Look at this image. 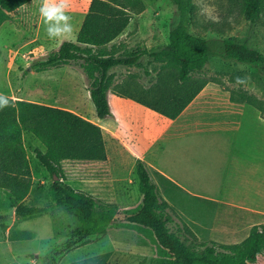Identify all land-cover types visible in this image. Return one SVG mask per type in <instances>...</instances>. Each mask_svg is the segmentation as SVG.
I'll return each instance as SVG.
<instances>
[{"label":"trees","instance_id":"obj_1","mask_svg":"<svg viewBox=\"0 0 264 264\" xmlns=\"http://www.w3.org/2000/svg\"><path fill=\"white\" fill-rule=\"evenodd\" d=\"M32 1L0 0V26L12 13ZM139 1L91 0L75 40L62 42L57 50L35 60L30 68L42 72L81 62L98 119L111 114L107 98L109 90L168 119H175L211 81L201 72L213 55L212 46L208 39L190 31L193 0H170L179 12V21L169 31L168 43L160 50L136 49L116 55L121 45L113 41L129 25L132 12L144 10L143 5H137ZM235 1L251 22L264 16V0ZM221 52L228 60L264 72V55L245 43L226 38L222 41ZM142 55L157 64L151 69L148 64L144 67L145 75L152 77L149 85L137 82L135 75L114 83L115 76L111 70L119 66H141ZM229 91L231 100L255 107L264 119L261 100L241 89ZM4 96L8 97L9 105L0 108V189L10 195L15 215L26 219L44 212L40 207L24 203L33 185L24 143V132L28 131L45 147L44 151L35 149L34 154L53 180L54 206L64 209L80 222L78 227L69 231L63 245L41 257L45 264H60L69 251L118 223L134 225L154 235L159 252L152 257L150 264H261L258 257L264 255L262 225L251 227L249 235L233 245L200 243L194 236L195 241L188 243L171 231V209L159 195L155 180L157 173L142 160H137L134 168L141 194V205L136 212L126 211L116 202L100 200L64 183V161L106 160L102 128L66 109ZM103 263V255H98L68 264Z\"/></svg>","mask_w":264,"mask_h":264},{"label":"rangeland","instance_id":"obj_2","mask_svg":"<svg viewBox=\"0 0 264 264\" xmlns=\"http://www.w3.org/2000/svg\"><path fill=\"white\" fill-rule=\"evenodd\" d=\"M90 2L70 0L69 9L76 10L73 14H81L88 10ZM203 4L214 9L212 15L215 20L201 14ZM137 5H143L144 10L140 13L132 12V25L125 39L127 42L116 50L117 55L136 49L160 50L168 43L169 31L179 21V12L170 0H140ZM40 6L41 0H34L12 13L0 26V92L11 97L31 98L38 104L61 103L62 99L72 104L74 111L92 113L90 116L98 119L91 98H87L88 87L86 89L82 86L79 74L83 72L81 62L69 64V70H74L76 77L73 79V74L68 76L69 73L63 77L67 82L60 95L55 94L50 86L56 78L53 71L36 72L30 68L35 60L54 51V47L62 40L49 39L45 25L42 23L40 27ZM193 6L190 31L208 39L213 51L201 72L202 76L219 80L229 90L247 91L264 105V72L228 60L221 52L222 41L232 38L264 55V16L251 22L235 0H193ZM140 30L144 32L143 35L153 37L155 43L152 46H146ZM72 36L67 41H74ZM148 58L142 55L141 66H119L111 72L121 80L135 75L137 82L148 86L152 77L145 75L144 67L148 64L151 69L157 65ZM246 126L249 130V159L253 161L256 172L263 171L258 167L264 161V119L251 105ZM24 143L33 177L32 188L24 203L40 207L44 212L26 219L18 218L10 195L0 189V264H45L41 257L63 245L69 231L80 224L76 217L53 204V180L34 154L35 149L44 150L45 147L28 131L24 132ZM62 167L64 183L82 189L100 200L116 202L126 211L136 212L140 208L141 194L134 170L116 180L117 176L111 173L100 174L99 167L88 161L63 162ZM155 177L160 197L170 205V230L185 242L192 243L195 237L200 243L233 245L249 235L254 214L224 204L189 198L177 189H167L163 180L157 175ZM246 203L254 206L260 201L249 199ZM157 252L159 247L151 232L134 225L118 223L69 251L60 264L83 261L98 255H103V264H150ZM258 259L264 264V255H259Z\"/></svg>","mask_w":264,"mask_h":264},{"label":"crops","instance_id":"obj_3","mask_svg":"<svg viewBox=\"0 0 264 264\" xmlns=\"http://www.w3.org/2000/svg\"><path fill=\"white\" fill-rule=\"evenodd\" d=\"M87 11L81 14H73L76 12L73 9L68 11L72 17L74 40ZM42 23L40 17V27ZM131 25L132 22L113 43L122 45L127 42L125 39ZM140 32L147 47L155 43L153 37L143 35L142 30ZM64 41L67 39H62L55 50ZM69 68L71 66L67 64L42 71L54 72L56 78L50 86L57 95L64 89L67 82L64 78L68 73V76L73 74V79L76 77L75 71ZM79 74L82 86L87 89L84 73L80 71ZM119 81L121 79L115 76L114 83ZM13 98L35 102L31 98ZM87 98L90 99L88 90ZM107 98L111 114L104 119H93L92 113L74 111L72 104L62 99L61 103L45 104L72 111L102 128L106 160L89 161L99 167L100 174L111 173L118 180L126 172H133L136 161L142 160L157 173L167 189H177L189 198L247 211L254 214L250 229L255 225L264 227V170L256 172L249 159V130L246 126L249 104L231 100L230 91L212 80L175 119H168L134 100L118 96L112 90L108 91ZM258 169H264V161L260 162ZM249 199H258L260 203L249 206L246 203ZM247 226L249 229V222Z\"/></svg>","mask_w":264,"mask_h":264},{"label":"clouds","instance_id":"obj_4","mask_svg":"<svg viewBox=\"0 0 264 264\" xmlns=\"http://www.w3.org/2000/svg\"><path fill=\"white\" fill-rule=\"evenodd\" d=\"M70 0H41L39 15L45 25L46 34L49 39H69L73 34L72 17L68 14ZM214 9L206 4L202 5L201 14L209 19L213 17ZM9 105L8 97L0 94V108Z\"/></svg>","mask_w":264,"mask_h":264}]
</instances>
